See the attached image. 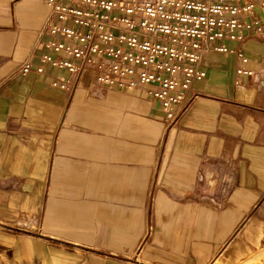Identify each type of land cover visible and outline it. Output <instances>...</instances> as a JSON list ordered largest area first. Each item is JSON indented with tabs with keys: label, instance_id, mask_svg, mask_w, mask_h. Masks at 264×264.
I'll list each match as a JSON object with an SVG mask.
<instances>
[{
	"label": "crops",
	"instance_id": "1",
	"mask_svg": "<svg viewBox=\"0 0 264 264\" xmlns=\"http://www.w3.org/2000/svg\"><path fill=\"white\" fill-rule=\"evenodd\" d=\"M47 12L0 0V264H264V24L200 56L166 124L143 89L21 74ZM225 153L234 183L215 206Z\"/></svg>",
	"mask_w": 264,
	"mask_h": 264
},
{
	"label": "built area",
	"instance_id": "2",
	"mask_svg": "<svg viewBox=\"0 0 264 264\" xmlns=\"http://www.w3.org/2000/svg\"><path fill=\"white\" fill-rule=\"evenodd\" d=\"M43 1L47 37L38 64L25 61L19 72L41 73L46 67L65 72L67 78L52 84L70 91L88 66L98 89H143L157 101L166 124L176 118L192 82L204 77L198 64L203 53L230 52L225 40L263 33L264 16L254 7L264 12V0ZM236 72L250 74L242 68ZM218 158L214 176L226 194L233 183L232 157Z\"/></svg>",
	"mask_w": 264,
	"mask_h": 264
},
{
	"label": "rangeland",
	"instance_id": "3",
	"mask_svg": "<svg viewBox=\"0 0 264 264\" xmlns=\"http://www.w3.org/2000/svg\"><path fill=\"white\" fill-rule=\"evenodd\" d=\"M82 73V72H81ZM81 73H80V76H79V78H80V80H81V78H82V75H81ZM84 77H89V76H91V82L93 81V72H92V70H91V68L90 69H86L85 71H84V75H83ZM83 77V78H84ZM147 96V95H146ZM148 97V96H147ZM210 183V186H209V188H210V192L211 193H214V194H217L218 195V198H216V199H214L213 200V204L215 205V206H221L222 204V200L224 199V197L225 196H222V195H224L223 193H221L220 192V188L219 187H221V185H219L220 184V181H216V179L215 180H213V181H210L209 182ZM233 183H234V181H233ZM232 183V184H233ZM219 189V190H218Z\"/></svg>",
	"mask_w": 264,
	"mask_h": 264
},
{
	"label": "bare ground",
	"instance_id": "4",
	"mask_svg": "<svg viewBox=\"0 0 264 264\" xmlns=\"http://www.w3.org/2000/svg\"><path fill=\"white\" fill-rule=\"evenodd\" d=\"M86 69H90V67L86 66V67L82 70L81 75L83 74V72H84Z\"/></svg>",
	"mask_w": 264,
	"mask_h": 264
}]
</instances>
